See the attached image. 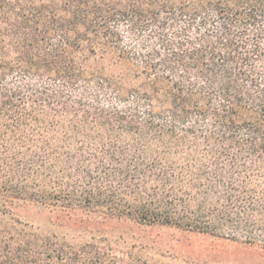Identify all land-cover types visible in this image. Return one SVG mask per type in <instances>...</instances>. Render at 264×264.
I'll list each match as a JSON object with an SVG mask.
<instances>
[{"label": "trees", "instance_id": "trees-1", "mask_svg": "<svg viewBox=\"0 0 264 264\" xmlns=\"http://www.w3.org/2000/svg\"><path fill=\"white\" fill-rule=\"evenodd\" d=\"M25 205L264 249V0H0V264H132Z\"/></svg>", "mask_w": 264, "mask_h": 264}, {"label": "rangeland", "instance_id": "rangeland-1", "mask_svg": "<svg viewBox=\"0 0 264 264\" xmlns=\"http://www.w3.org/2000/svg\"><path fill=\"white\" fill-rule=\"evenodd\" d=\"M43 234L75 244L105 241L132 264H264V249L173 227L144 226L84 212H62L34 205L13 212Z\"/></svg>", "mask_w": 264, "mask_h": 264}]
</instances>
